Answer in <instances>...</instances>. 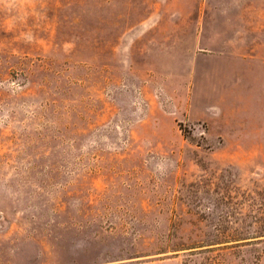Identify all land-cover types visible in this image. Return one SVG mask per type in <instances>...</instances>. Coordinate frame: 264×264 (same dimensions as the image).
I'll return each instance as SVG.
<instances>
[{"label":"rangeland","instance_id":"374dc122","mask_svg":"<svg viewBox=\"0 0 264 264\" xmlns=\"http://www.w3.org/2000/svg\"><path fill=\"white\" fill-rule=\"evenodd\" d=\"M0 264H264V0H0Z\"/></svg>","mask_w":264,"mask_h":264}]
</instances>
